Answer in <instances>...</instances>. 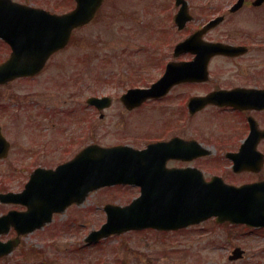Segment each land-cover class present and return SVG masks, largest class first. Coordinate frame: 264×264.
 <instances>
[{
  "label": "flooded vegetation",
  "instance_id": "1",
  "mask_svg": "<svg viewBox=\"0 0 264 264\" xmlns=\"http://www.w3.org/2000/svg\"><path fill=\"white\" fill-rule=\"evenodd\" d=\"M7 1L9 0H0V2ZM11 1L40 9L41 13L63 15L80 7V2L83 0H66L71 3L68 8L62 7L63 0H50L52 1L50 3H36L39 0ZM86 1L90 2L87 6L93 8L99 0ZM108 1L103 0L90 23L74 29L64 50L72 43L77 31L95 22ZM161 2L156 4L159 9L163 7V12L157 15V19L161 17L163 22H166L169 16L171 31L176 29L177 32H186L190 29L191 33L178 41H174L173 36L162 41L168 47V57H166L168 60H138L137 57L135 60H129L131 63L127 66L119 64L117 70L119 74L114 81L116 91L84 94L81 90L69 98L72 102L69 106H67L68 102L56 107L42 99V101H30L35 104L36 109H40L43 119L55 120L51 122V127L56 129L58 126L57 135L66 132V136H69L68 139H53L50 144L44 145V148L58 152L59 156H63L62 162H67L88 145L100 144L91 140L92 128L104 121L107 112L118 103L122 128L126 129V134L130 137L129 141L100 145L120 144L144 150L150 145L164 142L168 144L153 149L151 156L166 159L168 167L198 170L205 180L216 177L235 187L264 185V60H248L252 52L264 49V43L255 42L263 27L259 18L264 12V0H161ZM193 2H196L194 6L199 9L195 15L192 13ZM154 4L152 3L151 7L148 5L152 12H154ZM115 6L113 16L115 12L118 13L119 4ZM145 8L147 9L142 6L141 10ZM181 10L184 11L185 16L190 17L188 23H184L183 26L181 21H178L181 18L178 15ZM195 19L198 23L193 25ZM149 23L150 28H153L156 20L154 23L153 21ZM148 33V31L144 32V34ZM193 33L197 34V45L213 43L237 47L238 50L235 53L213 55L210 60H199L200 63L207 62V74L204 73V65H202L200 73L196 76L171 75L169 79L183 81L167 86L164 94L138 101L137 105H130L134 101L129 102L124 99V95L129 90L153 87L164 78L169 64L177 66L180 63L193 61L192 59L200 53L201 50L196 55L191 52L176 54V46ZM157 36L156 34L155 37ZM147 49L144 46L141 49L136 48L135 51L138 54L147 53L150 58L151 52H146ZM11 55V46L0 38V68L10 61ZM53 56L46 60L43 69L37 75L10 81L5 79L4 74H0V112L6 111L10 104L7 99L10 98L11 86L17 83L35 82L42 78L44 73H48L58 61L51 60ZM85 61H59L56 67L58 72H62L70 62H73L75 67L79 64L85 66L82 70L78 69L73 76L66 75L63 78L61 74L57 75V80L62 81L61 89L66 91L65 87L71 83L82 82L84 85L85 75L89 73V65L86 66ZM120 63H123V60ZM217 63H220L219 66ZM80 77L83 78L80 80ZM18 85L22 86V84ZM91 97L109 100L92 106L89 104ZM152 110L165 114L163 115L165 117L156 116L160 122L152 131L136 133L138 115ZM147 116L151 119L155 118L153 114ZM162 119L165 120L161 124ZM73 137L74 143H71ZM174 139L179 141L172 145L170 142ZM44 152L47 151L40 150L37 152L40 153L38 156H44ZM131 188L140 193V187ZM9 210L8 208L6 211ZM6 211L4 209L2 213ZM241 248L246 252L244 247ZM5 259H2L0 264Z\"/></svg>",
  "mask_w": 264,
  "mask_h": 264
},
{
  "label": "rangeland",
  "instance_id": "2",
  "mask_svg": "<svg viewBox=\"0 0 264 264\" xmlns=\"http://www.w3.org/2000/svg\"><path fill=\"white\" fill-rule=\"evenodd\" d=\"M50 2L39 0L36 3ZM158 2L163 1L109 0L95 22L77 31L69 47L52 57L51 60L58 61L48 73L35 82L11 86L10 98L7 99L10 104L6 111L0 112V124L12 145L8 159L0 161V192L21 191L35 168L55 167L63 160L58 152L46 149L44 145L50 144L53 139H68L69 136H66V132L57 135L58 126L56 129L51 127V122L55 120L43 119L40 109H36L30 101L42 99L56 107L68 102L69 106L72 103L69 98L81 90L84 94L113 92L119 64L127 66L131 63L129 60L137 57L138 60H168V47L162 41L172 36L174 41H178L191 33L190 29L186 32L171 31L169 16L166 22L161 17L157 19V15L163 12V7L159 9L156 5ZM152 3H155L154 12L148 8ZM195 3H192L194 15L199 10ZM115 4H119L118 13L115 12L113 16ZM62 5L68 8L71 3L63 0ZM142 6L147 7L144 9L146 11L141 10ZM196 19L193 25L198 23ZM155 20L153 28H150L149 22L154 23ZM259 22L263 27L255 42L264 43V12ZM243 25L247 26L246 23ZM147 31L149 33L144 34ZM156 34L159 39L155 37ZM144 46L148 48L146 52H151L150 58L147 53H136V48ZM60 60H86L89 73L85 75L84 85L82 82L71 83L65 87L66 91L61 89L62 81L57 80V75L61 74L63 78L73 76L85 66L79 64L75 67L70 62L62 72H58L56 67ZM121 60L123 63H120ZM248 60H264V49L252 52ZM119 112L121 110L117 103L107 112V118L92 128L91 140L104 145L129 141ZM148 114H153L155 118H149ZM159 115L165 114L156 110L139 114L136 133L152 131L160 122L156 117ZM164 120H161V124ZM71 143H74V137ZM40 150L47 152H44V156H38ZM135 196H138V192L121 186L96 191L84 204L68 208L44 229L24 236L21 245L1 264H264V230H248L226 223L220 225L214 221L179 231H131L105 239L99 246L87 245L86 236L106 222L104 206L107 203L124 205ZM8 208L15 207L0 205V214ZM10 236L14 237L15 233L11 231ZM8 237H0V240H7ZM240 245L247 251L245 260L230 262L227 255L231 254L234 246Z\"/></svg>",
  "mask_w": 264,
  "mask_h": 264
},
{
  "label": "water",
  "instance_id": "3",
  "mask_svg": "<svg viewBox=\"0 0 264 264\" xmlns=\"http://www.w3.org/2000/svg\"><path fill=\"white\" fill-rule=\"evenodd\" d=\"M102 2L97 1L93 10L87 6L90 2L83 0L76 11L63 16L41 13L40 9L11 0L0 3V37L9 42L13 49L12 57L4 67L10 72V79L37 73L44 60L68 43L72 29L88 23L94 17ZM184 14V11L178 14L181 26L190 19ZM196 42L197 34H194L176 46V54L184 51L198 53L201 50L195 61L178 69L179 75L197 74L203 65L199 60H210L215 54L235 53L238 50L213 43L197 45ZM18 60L27 63L20 65ZM174 71L169 66L166 75H172ZM137 98V95H133L130 99L134 101ZM8 148L9 143L0 129V157H6ZM149 150L138 152L127 147L102 148L91 145L55 170L36 169L23 192L0 196L2 202L28 207L25 212L11 211L0 218V234L8 233L12 227L18 234L15 239L0 242V257L11 253L19 245L21 235L43 228L50 223L54 213L64 212L74 203L82 204L91 192L101 187L132 185L140 181L145 185V180L178 182H165L156 188L144 186L141 197L126 207L106 205L107 222L100 230L89 235L88 242H98L112 234L130 230H176L214 216L220 223L230 221L233 224L264 227V186L250 185L237 189L214 181L183 186L178 184L182 174L166 170L165 162L150 161L147 157ZM240 257V250L237 249L231 259Z\"/></svg>",
  "mask_w": 264,
  "mask_h": 264
}]
</instances>
